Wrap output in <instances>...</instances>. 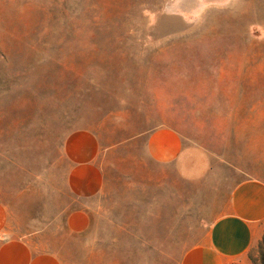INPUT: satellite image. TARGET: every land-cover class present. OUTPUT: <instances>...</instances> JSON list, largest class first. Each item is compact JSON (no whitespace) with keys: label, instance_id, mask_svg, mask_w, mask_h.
Masks as SVG:
<instances>
[{"label":"rangeland","instance_id":"obj_1","mask_svg":"<svg viewBox=\"0 0 264 264\" xmlns=\"http://www.w3.org/2000/svg\"><path fill=\"white\" fill-rule=\"evenodd\" d=\"M159 125L212 152L204 179L145 158ZM77 130L108 148L88 202L65 183ZM246 176L264 182V0H0L6 237L64 264H177ZM233 264H264V230Z\"/></svg>","mask_w":264,"mask_h":264},{"label":"crops","instance_id":"obj_2","mask_svg":"<svg viewBox=\"0 0 264 264\" xmlns=\"http://www.w3.org/2000/svg\"><path fill=\"white\" fill-rule=\"evenodd\" d=\"M107 149L90 130L73 131L65 138L62 154L69 163L65 183L74 199L88 202L102 192ZM144 156L155 165H172L188 181L204 179L213 167V155L206 146L165 125L144 132ZM6 221V209L0 204V264H64L54 252L38 251L23 239L6 237ZM89 226L90 214L83 207L65 216L70 234L84 233ZM263 230L264 182L253 176L240 178L201 239L183 251L177 264H233L248 253Z\"/></svg>","mask_w":264,"mask_h":264}]
</instances>
